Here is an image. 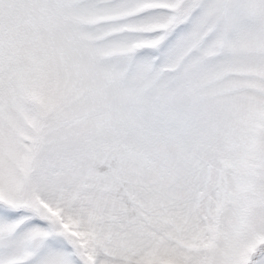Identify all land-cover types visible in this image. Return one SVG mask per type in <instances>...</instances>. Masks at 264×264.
<instances>
[{
    "label": "snow or ice",
    "instance_id": "1",
    "mask_svg": "<svg viewBox=\"0 0 264 264\" xmlns=\"http://www.w3.org/2000/svg\"><path fill=\"white\" fill-rule=\"evenodd\" d=\"M0 264H264V0H0Z\"/></svg>",
    "mask_w": 264,
    "mask_h": 264
}]
</instances>
